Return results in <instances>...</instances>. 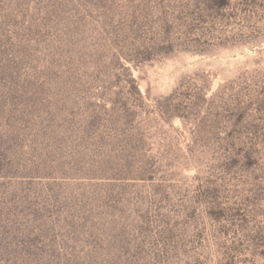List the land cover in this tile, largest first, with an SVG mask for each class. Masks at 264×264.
I'll use <instances>...</instances> for the list:
<instances>
[{
  "label": "rangeland",
  "instance_id": "374dc122",
  "mask_svg": "<svg viewBox=\"0 0 264 264\" xmlns=\"http://www.w3.org/2000/svg\"><path fill=\"white\" fill-rule=\"evenodd\" d=\"M0 0V264H264V0Z\"/></svg>",
  "mask_w": 264,
  "mask_h": 264
},
{
  "label": "trees",
  "instance_id": "16d2710c",
  "mask_svg": "<svg viewBox=\"0 0 264 264\" xmlns=\"http://www.w3.org/2000/svg\"><path fill=\"white\" fill-rule=\"evenodd\" d=\"M226 1H227V0H226ZM226 1H225V2H226Z\"/></svg>",
  "mask_w": 264,
  "mask_h": 264
}]
</instances>
